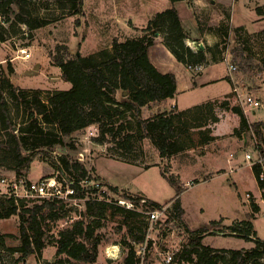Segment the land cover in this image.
<instances>
[{
  "label": "rangeland",
  "instance_id": "374dc122",
  "mask_svg": "<svg viewBox=\"0 0 264 264\" xmlns=\"http://www.w3.org/2000/svg\"><path fill=\"white\" fill-rule=\"evenodd\" d=\"M260 1L264 2V0H188V2H205V10H199V13L207 31L213 27H220L223 33L228 34L226 44L222 43L223 39L218 35V43L211 40L210 43L202 42L204 48L216 46L213 53L219 60L229 57V63L238 67L233 80L236 78L240 80L245 89L264 101V23L254 24L258 21L254 20L253 12ZM73 2L75 1L17 0L16 3L11 4V11L5 14L8 28L2 29L3 38L7 40L12 37L15 41L8 40L7 43L0 44V59H9L14 55L17 46L13 42L18 46H28L32 51V58L28 62L15 61L2 66L1 79L9 80L21 91H17L18 100L15 101H11L9 90L5 95L9 101L8 113L11 125L8 128L0 125V143L4 146L0 150V165L12 168L18 165L22 156L34 155L35 160L31 164L27 178L37 181L43 177L59 174L52 164L59 165L62 163V158H66L71 163L81 164L89 171L91 177L88 182L89 188L97 187L101 181L96 180V177H100L104 182L116 186L121 193L125 192L136 197L144 196L165 205L164 207H168L169 201L176 196L177 188L173 187L163 175L175 176L185 188L180 194L182 207L187 209V215L185 213L182 220L184 228L188 226L197 229L211 220H220L222 215L241 220L248 214V205L251 206L252 212L251 203L259 201V211L254 214L255 217L257 216L254 224L258 235L264 238V206L261 207L264 189H261L263 195L259 196L253 173L254 165L251 166L245 160L246 154H250L252 160H263L264 164V135L261 140L252 131L240 132V117L231 108H242L250 123L264 122V111L241 105L233 92L196 105L182 116V120L176 124L175 134L184 151L169 158L161 157L158 148L148 138H135L134 149L130 153L121 150L108 132H102L94 125L76 131L70 139L54 143L56 127L40 123L46 131L52 132L51 136L29 133L26 135L27 140L18 144L17 139L25 135L21 130L31 122L29 114L32 112V109L26 106L21 92H31L47 102L51 92L69 89L71 86L63 80L61 69L51 62L50 53L55 52L57 45H67L72 56L87 57L97 54L102 49L111 50L113 38L117 37L121 41L129 39L133 32L128 31V28L137 32L139 29L136 26L142 25L144 17L147 16L151 20L155 16V14L152 16L151 2L170 1L83 0L80 12L78 7L73 6ZM138 2L141 4L139 5ZM219 2H230V4L222 6ZM141 10H145L143 15L140 14ZM17 15L30 21L46 20L48 24L38 29H32L26 24L30 29V37L26 38L20 33L21 26H25V23L17 21ZM239 26H243L244 29L236 31ZM234 47H238L239 51L244 53L246 59L242 60V65L239 64V60H234L231 53ZM221 62H226L229 67L227 61ZM120 95L121 92L118 97ZM160 108L167 109V107ZM157 110L158 106L154 105L142 109L141 115L143 118H149L156 115L151 112ZM35 118L40 122L39 115ZM123 121L128 124L131 132H138L130 113ZM230 157L236 160L232 165L236 168V173L231 176L223 175L231 166L227 163ZM60 172L67 179L79 180L72 174V170ZM82 185L86 186L85 183ZM246 192L252 196L250 203L243 196ZM108 194L111 200L123 198L110 189ZM89 198L90 195L83 202L78 201L77 204L72 203L67 206L71 221L80 218L84 210L83 203ZM40 202L41 200L35 197L25 201L28 205ZM137 210L140 215L128 222V225L125 224L124 216H108L107 219L102 220L103 242L99 248L98 261L93 264L123 263L128 250L120 242L123 239L128 240L127 232L130 227L142 230L146 228L143 217L145 210L141 206ZM175 221L181 225L178 220ZM231 221L224 219L218 227H210L209 232L203 237V244L215 249L251 248L253 244L243 238L230 235L229 231L224 229V225L231 224ZM169 226L173 228L172 216L166 213L150 234L158 243L156 250L153 249L152 252L162 251L165 249V244L172 246V249L180 245L178 238L166 231ZM57 230V226L52 228L53 237L57 236ZM163 231H166L167 235L163 236ZM0 234L7 235V248L20 246L17 215L0 220ZM162 238L164 241H161ZM188 246L189 243L186 241L184 248ZM109 249L119 253V258L109 259L111 258L107 255ZM18 259V253L0 251V264H88L69 262L64 256H57L54 242L39 254L20 262ZM150 260L151 258L144 264H150Z\"/></svg>",
  "mask_w": 264,
  "mask_h": 264
},
{
  "label": "trees",
  "instance_id": "16d2710c",
  "mask_svg": "<svg viewBox=\"0 0 264 264\" xmlns=\"http://www.w3.org/2000/svg\"><path fill=\"white\" fill-rule=\"evenodd\" d=\"M16 1L0 0V11L4 15L8 14L11 11V4ZM74 1L73 6L78 7L80 12L83 0ZM170 1L175 3L184 0ZM256 13L264 15V8L257 7ZM16 20L29 25L32 29L48 24L46 20L30 21L21 15H17ZM242 29L244 27L239 26L236 31ZM200 30H203L201 23ZM209 30L222 37V43L226 44L228 34L223 33L220 27ZM161 31L165 32L166 47L179 62L191 69L225 60V57L220 60L216 58L213 53L216 46H206L204 50L197 52L187 46V34L183 30L181 19L174 6L156 13L142 29V36L123 41L117 37L113 38L111 50L102 49L97 54L87 57L72 56L67 45L59 44L55 52L50 53L51 62L61 69L63 80L71 86L69 89L51 92L47 102L31 92H21L26 106L31 108L32 112L29 114L31 122L29 126L21 130L25 135L17 139L18 144L26 141V135L29 133L51 136L52 132L46 131L40 123L56 127L54 143L70 139L76 131L94 125L100 131L108 132L117 147L128 153L134 149L135 138L150 139L163 158H169L184 151V147L176 138L175 128L177 122L182 120V116L189 112L190 108L184 111H176L172 108L149 118H143L141 115L143 107L172 98L176 92L175 74L160 72L148 56V49L154 45L156 35ZM231 53L234 60H239V64L242 65V60L246 59L244 53L240 52L238 47H234ZM8 90L11 101L18 100L17 91L20 89L9 80L0 79V125H5L6 128L11 125L8 113L9 101L5 96ZM120 92L121 95L118 97ZM231 110L240 117V132L252 131L259 139H263L264 122L250 123L242 108L233 107ZM128 113L135 120L137 133L131 132L128 124L123 121ZM36 115L40 116V122L35 118ZM3 147V143H0V150ZM34 160V155L22 156L18 165L6 170L15 173L19 178L27 179ZM61 164L53 163L52 167H56L57 171L72 170V174L79 178L76 180L78 193L76 197L85 199L88 193L91 195L97 192V187H88L91 177L89 171L81 164L71 163L66 158H62ZM0 167L4 166L0 165ZM253 171L260 189H264V180L260 179L261 166L254 165ZM163 177L177 188L176 196L169 201L167 213L184 227L182 220L185 210L181 204L180 194L185 188L180 185L179 179L175 176L163 175ZM96 180H100V185L107 186L112 192L121 193L116 186L109 185L100 177H96ZM82 181L86 186L80 185ZM120 196L131 201L133 207L120 206L116 200H93L90 196L84 203L80 218L72 221L68 217L67 203L63 200L41 198L40 203L28 205L24 200H19L17 204L13 197L0 196V220L18 216L21 242L19 247L7 248V235L0 234V251L18 253L20 262L41 253L51 242H54L57 256H64L69 262L93 264L98 261L99 248L103 242L102 220L107 219L108 216H124L125 224L128 225V222L140 215L137 208L141 206L145 210L143 213L146 222L145 230L130 227L127 232L128 240L123 239L120 242L128 250L122 264H139L135 246L146 239L148 228L146 213L161 209L165 205L144 196L136 197L125 192ZM251 205L253 211L246 217L230 225H224V229L235 233L233 236L252 242L251 248L215 249L203 244V237L209 232L210 227L216 228L224 222L222 217L220 220H211L197 229L186 226L184 230L187 233L189 247L177 254L178 261L185 264H264V239L257 237L253 224L254 214L259 211V205L255 202ZM54 226L58 228L56 237L51 234Z\"/></svg>",
  "mask_w": 264,
  "mask_h": 264
},
{
  "label": "built area",
  "instance_id": "2783aa9c",
  "mask_svg": "<svg viewBox=\"0 0 264 264\" xmlns=\"http://www.w3.org/2000/svg\"><path fill=\"white\" fill-rule=\"evenodd\" d=\"M7 19L5 15L0 11V44L3 45L9 41H15L14 38H10L5 40L2 35V29L6 30L8 27L6 25ZM21 35L25 36L26 38L30 37V29L26 26H21ZM187 45L195 52L204 50V45L202 43H197L195 41L186 40ZM15 46H17L16 51H14V55L7 59L0 60V79L2 77V72L5 64L14 63L15 61L19 62H28L32 58V51L28 46H18L16 42H13ZM229 63V57H225V60ZM201 66L196 67L193 70L200 69ZM230 74L233 76L237 71L238 67L229 63L228 67ZM233 88L232 92L237 97L241 105L247 107H251L253 109H259L264 111V101L261 98L254 96V94L250 93L247 89H245L244 84L238 80L237 78L233 80ZM245 160L253 165H260L261 166V173L260 179L264 180V164L263 160L254 161L252 160V156L250 154H246ZM234 158L230 157L229 162H233ZM236 168L231 167L229 174L235 173ZM56 175L43 177L37 181H31L30 179L26 178H19L13 172L6 170L4 167H0V196H7L13 197L17 204L19 200H24L29 198H57L63 200L69 204H77L78 201L83 202L84 199H80L77 196V189H76V179L75 178H65L61 175V172L58 170ZM60 175V176H59ZM84 181L80 182L82 185ZM97 192L88 195L93 198V200L99 201H111V198L108 194L109 188L104 185H97ZM244 198L250 203V199L252 196L249 192L243 194ZM117 203L123 207L132 208L133 204L127 201L124 198H120L116 200ZM259 204V201H253ZM84 204V203H83ZM261 204L264 206V199L261 200ZM167 213V207H163L158 210H153L146 213L147 222H148V230L146 234V239L143 243L137 244L135 246L136 255L139 259V264H144L150 258V264H185L184 262H180L177 259V254L184 249V245L187 241V233L184 230V227L177 223L175 219H172V227H167L166 231L171 234V236H176L178 238V242L180 245L178 247L172 249V246L165 244V249H162L160 252H152L153 249L156 248V240L151 238L150 234L156 227L159 221H161V217L165 216ZM163 231L162 235H167V232ZM230 235H234V232H229ZM186 238V240H185ZM161 241H164L162 238ZM154 246V247H153ZM189 247V246H188ZM156 250V249H155ZM119 251V250H118ZM112 252V251H111ZM110 252V253H111ZM115 253V254H113ZM109 255V252L107 253ZM111 259H118L119 253L112 252ZM42 264V263H40Z\"/></svg>",
  "mask_w": 264,
  "mask_h": 264
},
{
  "label": "crops",
  "instance_id": "0c3cea01",
  "mask_svg": "<svg viewBox=\"0 0 264 264\" xmlns=\"http://www.w3.org/2000/svg\"><path fill=\"white\" fill-rule=\"evenodd\" d=\"M138 3L139 5L141 4V2ZM210 3L215 4V2H210ZM219 3L222 4V6L230 4V2H219ZM235 4L236 2L234 3V5ZM143 6H145V4ZM172 6H174L178 11V15L179 18L181 19L183 30L187 34V40L190 41L193 40L197 43H202L205 41H208L210 43L211 40L214 41V43H218L219 36L213 32L207 31L204 28L205 25L203 24L200 18L201 14L199 13V10L200 11L205 10V2H188V0L178 1L175 3H172L171 1L151 2L150 8H153L154 10V11L152 10V16ZM260 6H264V2L260 1L258 7ZM144 11L145 10H141L140 14L143 15ZM253 12L255 13L254 20L256 19L255 21H258L257 23L254 24L264 23V16L258 15L256 13V9L253 10ZM148 18L149 17L147 16L144 17L142 20V25L136 26V28L139 29L137 30V32L135 30H131L130 28H128V31L133 32V34L130 35L131 37L130 36L128 37L129 39L138 38L142 36L143 32L141 31V29H144L147 26L148 22L150 21V18L149 19ZM221 19L222 18H220V20ZM200 23L202 24L203 30H200ZM164 38H165V32L161 31L157 33L154 45L148 49V56L152 64L160 72L175 74L177 80L176 92L174 94V97L169 98L160 103H153L147 105L142 108L143 110L145 108H149L151 106L156 105L158 106V110L156 112H151L153 114L154 113L158 114L164 110H170L171 108H176L179 111H184L196 105L202 104L204 102L232 94L233 76L230 74L226 62H212L207 66H202L198 70H193L176 59V57L166 47ZM160 107H167V109L161 110ZM229 159L227 160L228 161L227 163L231 165L229 167V171H230V168L234 167L232 165L235 164L236 160L233 162H229ZM229 171L224 172L223 175L231 176V174H228ZM228 178L230 177L228 176ZM109 185L112 184L110 183ZM257 187L259 190L258 192L259 196L263 195L262 190L260 189L258 183H257ZM258 194L255 195L257 196ZM250 207L251 206L248 205L249 208L248 214L251 212ZM261 207L263 208V205ZM184 209L186 210L185 213L187 215V209L185 207ZM221 217H223L226 220L231 219L232 221L230 223L239 219L227 215H222ZM256 218L257 216L255 217V219ZM253 224H254V219H253ZM228 225L230 224L228 223ZM254 230L256 231L257 237L264 239L263 237L258 235V231L255 228V224H254ZM250 243L253 244L252 242Z\"/></svg>",
  "mask_w": 264,
  "mask_h": 264
},
{
  "label": "bare ground",
  "instance_id": "6f19581e",
  "mask_svg": "<svg viewBox=\"0 0 264 264\" xmlns=\"http://www.w3.org/2000/svg\"><path fill=\"white\" fill-rule=\"evenodd\" d=\"M116 249H117V248H116ZM112 251H113V250H112ZM108 252H109V256H112L111 253H110V252H111V249H109ZM113 254H115V253H113Z\"/></svg>",
  "mask_w": 264,
  "mask_h": 264
}]
</instances>
